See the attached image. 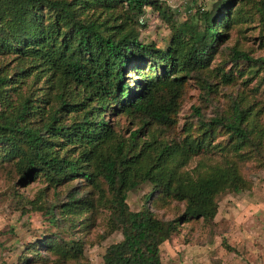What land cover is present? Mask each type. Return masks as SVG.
Wrapping results in <instances>:
<instances>
[{"label": "rangeland", "instance_id": "obj_1", "mask_svg": "<svg viewBox=\"0 0 264 264\" xmlns=\"http://www.w3.org/2000/svg\"><path fill=\"white\" fill-rule=\"evenodd\" d=\"M80 2H75V10L81 20L109 28L124 24V32H132L163 55L172 50L174 56H184L185 70L172 75L164 71L165 61L158 56L142 59L140 53L133 54L126 70L131 94L124 103L99 109L92 119L101 126V120L106 122L103 140L90 144L88 139L78 140L72 126L98 110L96 100L74 81L43 67L23 77V69L38 64L23 49L25 39L31 38L10 39L0 23V71L17 80L1 88L0 111L18 110L29 98L27 127L40 130L55 155L78 161L80 171L88 174L57 181L42 170L26 172L19 159L27 155V145L0 144V264H105L106 248L123 235L109 224L114 191L103 177L100 161L117 156L126 157L121 168L131 165L130 181L139 180L143 168L162 156L164 180L171 171L197 179L232 164L240 189L221 187L214 196L217 209L212 219L181 218L186 200L173 191L174 178L169 187L139 181L127 190L126 202L133 211L149 209L157 219L177 221L170 238L159 245L161 264H264V62L235 59L233 53L243 51L252 59L264 56L259 0H149L139 13L117 1L110 7L104 0ZM212 11L222 14L214 19L222 26L217 39L206 53L190 55L192 38L205 27L203 13ZM5 13L0 5V16ZM57 16L55 10L41 8L32 17L41 29H56ZM110 33L122 35L115 29ZM50 36L66 47L68 60L88 56L70 26L61 25ZM135 92H149L157 105L170 106L168 119L130 108L128 100ZM235 106L248 114L251 131L240 149L220 123L232 117ZM258 130L261 137L255 134ZM188 140L219 145L223 151L199 153L184 163L175 151L158 156L165 143Z\"/></svg>", "mask_w": 264, "mask_h": 264}, {"label": "trees", "instance_id": "obj_2", "mask_svg": "<svg viewBox=\"0 0 264 264\" xmlns=\"http://www.w3.org/2000/svg\"><path fill=\"white\" fill-rule=\"evenodd\" d=\"M78 0H0V5L6 9V13L0 16V23L4 28V34L11 39L31 38L26 40L24 50L31 53L38 64L28 70L23 69L22 76L29 75L32 71L37 72V68L43 67L45 70H52L64 79L75 82L77 86L89 91V94L96 100L98 110L90 112L85 116L84 121L75 123L73 129L76 130L74 136L78 140L88 139L89 143L103 140L102 132L106 122L101 120L102 126L97 120L92 118L99 114V109L108 104L124 103L125 98L131 93L127 86V69L130 66L129 59L133 54L140 53L139 57L145 59L147 56H155L165 61L164 71L177 75L178 71L185 70L181 63L184 56H174L172 50H168L163 55L153 45L139 42L132 32H124V24H119L115 28H109L103 23L95 21H83L76 14L75 2ZM87 5L95 3L92 0H85ZM122 2L127 8L139 13L149 0H104L108 7L113 2ZM80 3H83L81 0ZM259 10L264 13V0L258 2ZM41 8L55 10L57 16V28L45 27L34 21L33 15ZM214 11V10H213ZM204 12L205 27L203 32L196 34L189 45L190 55L204 54L212 47L217 39V33L222 28L221 24L215 25L216 16H222L218 11ZM229 20L225 21V25ZM61 25L70 26L77 36L79 46L83 52H87L86 58L76 57L68 60L65 55L66 47L59 46L55 39L50 36V32L59 31ZM111 29L122 32L116 37L110 33ZM54 42V44H52ZM235 59L264 62V56L252 59L246 52H234ZM188 56V55H187ZM171 62V64L169 63ZM169 63V64H168ZM3 76L0 71V95L1 88L10 81L16 82ZM30 99L25 98L19 104L18 110H13L6 114L7 110L0 111V144L15 146L16 142L27 145V155L19 159L20 164L26 172L36 170L45 171L46 175L54 180H62L66 177L81 174L88 176L86 172L80 171L78 161L69 160L55 155L52 145L46 142L40 130L27 127L24 118L28 113ZM129 107L136 111H141L147 116L161 121L168 119L170 106L157 105L154 96L149 93L135 92L128 100ZM234 113L225 122H220L227 128L231 135L235 137V149H240L242 144L249 140L251 131L247 128V115L242 109L235 106ZM217 121V120H215ZM57 130V128H55ZM61 128H59L60 130ZM262 130H258L257 137H261ZM108 132H105L106 136ZM133 132L132 135H135ZM120 148V147H119ZM120 150V149H119ZM174 151L181 156V163L199 153L223 151L219 145L204 144L195 140L179 142V144H168L159 149L158 156L166 154V151ZM168 154V153H167ZM126 157L117 156L102 158L103 177L109 187L114 191V208L109 221L113 230H121L123 238L119 242L110 244L103 256L105 264H161L159 245L170 238L177 221L160 220L152 216L149 209L133 211L129 208L126 197L127 190L136 187L139 181L150 180L153 183H163L166 187L171 186L173 178L175 185L172 187L177 197L186 200L185 210L181 216L212 219L216 213L217 204L215 195L221 187L227 185L233 191L239 190L238 174L234 166L226 163L223 167L213 170L209 175L193 179L169 173L167 180H164V170L161 165L166 157L159 158L158 163L148 165L143 168V174L139 180H129L130 167L122 166ZM80 160V159H79Z\"/></svg>", "mask_w": 264, "mask_h": 264}]
</instances>
